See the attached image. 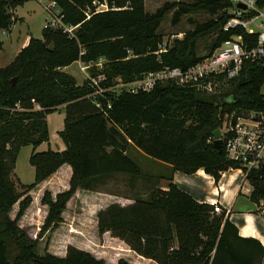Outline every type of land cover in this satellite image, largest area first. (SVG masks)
I'll return each mask as SVG.
<instances>
[{"label": "trees", "instance_id": "1", "mask_svg": "<svg viewBox=\"0 0 264 264\" xmlns=\"http://www.w3.org/2000/svg\"><path fill=\"white\" fill-rule=\"evenodd\" d=\"M30 1L0 0V31H11L16 21L10 11ZM52 1L63 23L77 27L73 35L44 28L42 39L31 38L14 61L0 69V264H106L73 247L65 258L41 255L38 240L19 226L33 202L29 193L64 165L73 171L69 189L56 196L44 192L41 204L48 212L40 237L64 223L63 214L78 190H98L111 179L124 177L131 189L146 181L149 193L147 197L139 194L132 205L112 204L100 210V236L109 233L157 264H264V248L257 240L239 237L227 211L197 202L173 183L176 171L192 175L204 170L218 183L222 174L240 168L227 159L224 146L221 151L215 149L213 134L222 128L225 114L264 109V66L245 62L236 79L224 81L220 76L221 86L213 95L172 81L157 82L149 92L115 91L119 81L130 84L166 68L187 70L233 37L253 47L255 35L240 27L223 30L229 20L226 11L234 8V2L178 1L149 13L145 0ZM94 2L107 4L109 10L96 14ZM256 5L263 8L264 0ZM170 12L174 25L197 12L207 13L210 19L192 22L193 31L164 45L160 28ZM211 35L216 38L210 52L199 56L198 40ZM100 61V68H89L90 78L82 85L64 71L76 62L94 65ZM100 77L104 81L99 86L106 90L102 93L92 83ZM60 107L65 109L60 137L66 150L36 153L49 141L47 116ZM26 146L34 147L30 165L35 181L23 185L20 194L11 177ZM132 149L170 166L171 175L157 178V182H168L166 189L151 185L149 176L130 157ZM246 181L252 188L250 200L264 201V164L250 171ZM17 203L19 211L12 219ZM118 264L128 263L120 260Z\"/></svg>", "mask_w": 264, "mask_h": 264}, {"label": "rangeland", "instance_id": "2", "mask_svg": "<svg viewBox=\"0 0 264 264\" xmlns=\"http://www.w3.org/2000/svg\"><path fill=\"white\" fill-rule=\"evenodd\" d=\"M178 1H184L185 3L190 4L193 3V0H145V9L149 13H155L166 3ZM50 4L51 2L49 0H32L25 3L23 6L16 9V16L19 19L18 22L17 17H15L14 14L15 10L10 11V13L12 12L13 14V20H15L17 24L13 28L12 38L5 37L2 31H0V42L5 43L3 49H0V66H6L16 58V50L21 46L26 37L30 36L36 39H42L43 29L48 23H51L54 20L53 16L60 13V9H54L55 15L53 14L52 16V13L50 14L46 8V6ZM209 19L210 16L207 13L197 12L184 17L180 24L174 25L173 12H170L167 14L160 28L164 45H171L175 39L182 40L186 32L193 31L195 26L193 23H206ZM55 21L57 20L55 19ZM64 27H67V25L64 24ZM215 38V35H211L198 40L197 46L199 56L207 55L210 52ZM100 63H102V61L94 64L93 68H96L97 65H100ZM86 67L87 66L85 64L76 62L67 69L66 73L75 77L78 84L82 85L90 78L91 69H83ZM100 67L101 66H98V68ZM119 83L122 82L119 81L118 84ZM225 86H227V84ZM115 87V91L117 93L126 89L122 86V84ZM216 93L218 92L214 91L210 93V95ZM36 109L39 110L38 106ZM64 122V107L58 108L56 111L47 116L49 141L36 148V153H42L48 150L55 152H62L66 150V146L60 137V132L64 129ZM33 151V146H26L20 150L16 162V168L11 177L17 192L20 194L24 193L22 188L23 185H31L35 181V169L30 165V157ZM130 157L139 165L144 174L150 175L153 173L154 167L151 164L152 160L144 157L137 151L135 152V150L130 151ZM118 178L116 180L118 183L117 185L110 183L107 188L98 190L108 194H128L130 191L127 189L128 186L126 179L124 177ZM52 182L46 186L43 185V188H37L29 193L33 202L30 208L26 211L25 215L19 221L20 228L28 233L31 238L38 240V249L40 254L49 253L58 257H66L68 248L73 247L80 251L92 253L96 258H99L101 255H105L103 252L110 255L111 247L109 248L107 243L104 242L103 237L98 235V230L94 226V221L95 213L110 204L111 198L97 195L96 193H98V190H91L95 193L81 192V194L72 199L66 211L64 223L61 224L58 229L54 231L50 230L40 237L41 229L48 211L47 207L41 204V199L45 189L48 190L51 188ZM146 185V181L144 183V180H140L136 186L139 189L138 191L143 193L142 196L144 197H146L148 193V190L145 188ZM56 187L57 186H55V188ZM42 189L43 192L41 193ZM58 191L60 190L54 189V192ZM18 211L19 203L13 207V210L10 213L12 219H15ZM109 257H113L114 259L115 256L110 255Z\"/></svg>", "mask_w": 264, "mask_h": 264}, {"label": "built area", "instance_id": "3", "mask_svg": "<svg viewBox=\"0 0 264 264\" xmlns=\"http://www.w3.org/2000/svg\"><path fill=\"white\" fill-rule=\"evenodd\" d=\"M232 1L234 2V8L226 11L229 20L223 30L229 32L240 27L248 35H255L256 43L253 47H249L240 37H233L225 41L212 55L187 70L166 68L163 71L148 74L142 80L130 84H119H122L126 88L124 90L128 92L139 90L149 92L154 89L157 82L172 81L179 86H194L210 94L217 91L220 85L217 83L220 76H223L224 80L236 79L240 75L245 62L264 66V10L257 7V0ZM50 2L51 4L46 8L53 16L54 9L59 8L56 2L52 0ZM238 5L244 6L245 10L238 9ZM93 7L96 14L109 10L107 4L97 2L93 3ZM86 15L89 19L91 11L88 10ZM55 16H53L54 20L48 23L45 28L62 29L64 27L61 11ZM76 29L77 27L71 26L63 28L70 35H73ZM102 64L100 63L97 67L102 66ZM86 66L83 69L94 67L92 64ZM103 81V77L98 80L92 79V83L98 88L99 93L106 91L99 86V83ZM262 96L264 101V90ZM223 120L220 132L226 157L239 165L238 170L246 179L250 171L258 169L264 164V109L261 111L228 113L224 115ZM216 210L219 211L218 208ZM258 213L264 218V201L259 202Z\"/></svg>", "mask_w": 264, "mask_h": 264}, {"label": "crops", "instance_id": "4", "mask_svg": "<svg viewBox=\"0 0 264 264\" xmlns=\"http://www.w3.org/2000/svg\"><path fill=\"white\" fill-rule=\"evenodd\" d=\"M14 14L15 17H17L16 10L14 11ZM18 21L19 19L17 17V22ZM13 28L9 32L2 31V33L4 34L5 37L12 38ZM31 38L33 37L28 36L25 38L21 46L17 48L16 56L21 52L22 49L27 47ZM0 43L2 44V47L0 49H3L5 43L4 42H0ZM12 62H10L6 66H0V69L6 68ZM68 68H65L64 71L66 72ZM219 86H221V84ZM263 90L264 88L262 89V93ZM241 112H248V111H241ZM134 150L135 149H132V151ZM151 164L154 167L153 168L154 170L152 174L148 175L149 176L148 180H150L151 185L157 184L156 188L166 189L168 186V182L164 179H161L159 182H157V178L171 175L170 166L159 164L153 161H151ZM72 173H73L72 168L69 165H64L54 175H52L44 183L40 184L37 188H43L42 187L43 185L46 186L48 184H51V182L53 181L51 188L48 190L45 189V191H50L54 196H56L58 193L67 191L69 189V183L72 177ZM116 180L117 179L115 180L111 179L106 186H103L100 189L107 188V186H109L110 183H114V185H117L118 183ZM173 183L176 186H178L181 190L190 194L197 202L201 204H207L211 206L220 205L223 210L227 211V216L229 220L237 227V233L239 237L257 240L264 248V218H262L261 215L258 213L259 203H253L250 200L249 197L252 188L249 185V183L246 181V179L243 177V174L241 173L240 170H229L228 172H225L224 174H222V177L218 183L215 182L213 177L206 174L204 170H199L192 175H186L180 171H176L173 173ZM55 186L57 187L55 188ZM54 189L55 190L58 189L60 191L54 192ZM127 189L128 191H130L128 194L127 193L108 194L105 192H100L98 190V193H96L97 195L111 198L110 204L106 205L100 210L105 209L112 204H118L123 207L132 205L135 202L134 198L137 197L139 194L141 196L143 194L140 191H138L139 189L137 187H135L134 189L131 188H127ZM42 192L43 189L41 193ZM81 192L95 193L88 190H78L74 198L77 195L81 194ZM148 193H149V189H148ZM100 210H98L95 213L94 226L97 230H98L97 214ZM66 211L63 214V219L66 218L65 217ZM102 237L104 242L107 243L108 247L109 248L111 247L112 254L110 253V255L115 256L113 259V257L112 258L109 257L110 255H108L106 252H103L105 253V255H101L97 259L105 261L106 264H118L120 260H125L128 264H157L151 260H147L143 257L138 256L136 253L131 251L130 248L124 242H122L117 238H113L109 233L104 234ZM59 258H65V257H59Z\"/></svg>", "mask_w": 264, "mask_h": 264}, {"label": "water", "instance_id": "5", "mask_svg": "<svg viewBox=\"0 0 264 264\" xmlns=\"http://www.w3.org/2000/svg\"><path fill=\"white\" fill-rule=\"evenodd\" d=\"M238 9L245 10V7L242 5L237 6ZM214 147L217 151H221L223 147V141L221 139V132L220 130H217L214 134Z\"/></svg>", "mask_w": 264, "mask_h": 264}]
</instances>
